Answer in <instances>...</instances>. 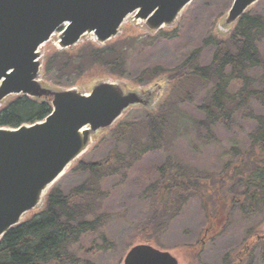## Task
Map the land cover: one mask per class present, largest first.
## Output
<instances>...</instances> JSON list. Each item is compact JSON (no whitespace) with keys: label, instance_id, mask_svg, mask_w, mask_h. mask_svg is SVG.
<instances>
[{"label":"trees","instance_id":"obj_1","mask_svg":"<svg viewBox=\"0 0 264 264\" xmlns=\"http://www.w3.org/2000/svg\"><path fill=\"white\" fill-rule=\"evenodd\" d=\"M230 28L226 34L210 35L203 40V46L212 49L207 64L200 63V50L195 47L172 69L161 64L141 69L139 83L169 79L164 98L155 109L136 106L140 116L119 118L105 129V136L98 145L109 138L117 148L102 160L90 161L85 158L92 147L78 159L71 170L87 178L68 193L58 187L51 188L36 213L7 231L0 239V264H85L84 256L87 258L89 251L113 249L115 245L104 229L111 216L103 209L110 194L104 184L111 178L122 184L129 170L145 154L165 149L175 138H192L191 141L196 142L203 135V144L212 142L210 139L215 141L217 125L227 126L228 122L239 119L236 116L245 118V113L250 116L253 129L247 134L248 145L228 147L222 171L212 176L210 184L201 174H189L184 170L185 164L170 156L145 175L147 181H141H146L141 196L148 199L154 214L146 220L139 234L143 241H149L147 234L156 223L155 214L175 207L180 198L198 197L203 207L214 202V211L206 208L199 239L184 246L196 255L207 242L225 231L234 211L257 214L264 206V82H258L250 72L260 68L264 78V55L260 47L264 43V15L248 10ZM176 33V29H160L153 37L172 38ZM51 57L60 59L58 72L67 68L98 69L117 78L124 77L122 51L112 43H83L55 50ZM49 60L44 65V73L49 71ZM51 83L57 88H69L55 78ZM190 85L205 88L201 98L204 100L196 106L195 113L184 107L195 104L191 91H197ZM253 103L260 106V113L254 112ZM50 112L51 97L16 95L0 106V126L16 128L31 124L43 120ZM132 181L139 182L137 177ZM228 183L233 186L222 195ZM89 236L95 238L84 248L82 242ZM258 238L253 237L244 249L250 248ZM79 246L85 251H79Z\"/></svg>","mask_w":264,"mask_h":264},{"label":"rangeland","instance_id":"obj_2","mask_svg":"<svg viewBox=\"0 0 264 264\" xmlns=\"http://www.w3.org/2000/svg\"><path fill=\"white\" fill-rule=\"evenodd\" d=\"M232 2L233 0H192L181 10L172 24L164 25L161 28L163 31L176 29V36L172 38L160 36L154 38L153 36L158 31L148 29L143 20L134 18V13L128 14L122 21L118 33L107 41V43L115 44L117 50L122 51L123 54L124 77L118 78L116 75L103 73L98 69L75 71L67 68L63 72H58L60 59L51 57L53 51L63 50L58 44L61 32V29H58L49 40L38 47L40 82L49 88L64 89L62 86L57 88L52 85L51 81L55 78L67 87H75L82 93H88L91 87L100 81H114L124 92L137 91L142 94L143 99H152L149 104L150 109H155L166 94L169 79L139 83L137 80L140 77L141 69L154 64H161L167 69H172L195 47L200 50L198 57L200 63H209L212 49L204 47L203 40L210 35L218 36L229 32L232 24L226 26L224 18ZM249 11L264 15V0L251 5ZM88 42L101 45L95 41L92 34L86 33L80 37L75 46ZM260 47L264 55V43ZM48 60L49 71L44 73V65ZM250 74L256 77L258 82H264L260 68L251 70ZM198 86L194 88V85H190L197 93L191 91L194 93L195 104L184 106L189 112L195 113L196 106L204 100L201 98L205 88ZM14 96V94L6 96L0 101V106ZM253 107L255 113L261 112L259 105L253 103ZM136 109V106L127 108L121 118L140 116ZM244 117L236 116L239 119L228 122L227 126L217 125L214 128L215 141L210 139L212 142L207 144H203V135L200 133L202 136L196 142H192V138L178 137L165 149L148 152L129 170L128 178L122 184H118L116 178L109 179L104 186L108 187L110 194L104 204L105 208L102 207L111 214L110 221L104 229L115 247L106 251H89L86 254L87 258L84 256V259H87L85 264H123V258L130 247L142 243L168 251L177 259L178 264H264V206L258 210L257 214L253 215L242 214L239 210L234 211L228 219L225 231L207 242L196 255L185 249L184 246L192 245L199 239L205 224L206 210L214 211V202L203 207L204 204L198 197L189 195L180 198L175 203V207L161 214H155L156 223L147 234L149 241H143L142 235L139 234L146 220L152 218L154 214L148 199L141 196V191L145 188L147 181L145 175L152 172L155 166H159L170 156L185 164L183 165L185 166L184 170L189 174H201L210 184L213 180L212 176L222 171L224 153L227 152L228 147L237 145L239 148H244L248 145L247 134L251 133L253 129L250 116L248 117L245 113ZM104 136V129L94 133L90 146L93 149L85 159L102 160L107 153L115 148V144H112L109 138L103 144L98 145ZM83 155L74 160L48 186L41 203L26 211L22 215V220L29 218L43 206L47 192L51 188L58 187L64 193H68L87 178V175L71 170L76 161L84 157ZM135 177L139 180L136 182L137 184L132 181ZM143 180L146 181L143 183L141 182ZM232 186V183H228L222 195L228 192ZM236 187L237 190L240 188L238 185ZM253 237L259 238L255 244L245 250L244 246L247 242H252ZM94 238V236H89L84 240L83 247H89ZM84 248L79 246V251H85ZM238 255L241 256L237 262Z\"/></svg>","mask_w":264,"mask_h":264},{"label":"water","instance_id":"obj_3","mask_svg":"<svg viewBox=\"0 0 264 264\" xmlns=\"http://www.w3.org/2000/svg\"><path fill=\"white\" fill-rule=\"evenodd\" d=\"M192 0H0V101L8 95L51 97L41 121L0 127V239L37 207L48 186L83 153L98 130L110 127L129 107L149 105L137 91L100 81L88 93L75 87L53 89L39 79L38 47L66 23L60 48L74 46L85 33L103 44L134 13L148 29L172 24ZM258 0H233L229 25ZM151 98V96H150ZM123 264H178L168 251L149 244L130 247Z\"/></svg>","mask_w":264,"mask_h":264}]
</instances>
